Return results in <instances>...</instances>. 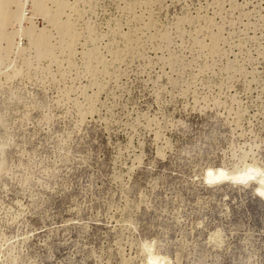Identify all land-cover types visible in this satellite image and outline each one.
I'll return each mask as SVG.
<instances>
[{
    "label": "rangeland",
    "instance_id": "374dc122",
    "mask_svg": "<svg viewBox=\"0 0 264 264\" xmlns=\"http://www.w3.org/2000/svg\"><path fill=\"white\" fill-rule=\"evenodd\" d=\"M67 1L0 0V264H264V0Z\"/></svg>",
    "mask_w": 264,
    "mask_h": 264
},
{
    "label": "bare ground",
    "instance_id": "6f19581e",
    "mask_svg": "<svg viewBox=\"0 0 264 264\" xmlns=\"http://www.w3.org/2000/svg\"><path fill=\"white\" fill-rule=\"evenodd\" d=\"M46 1L48 4L52 3V5H54L53 6L54 8L49 7L48 4H44V3L42 4V2H40L38 4H35V6H33L34 12L39 14V12H41L40 10H42L41 13L48 16L47 18H49L50 24H52L53 27L58 31L62 43H64V45H67V46L72 45L74 43V34H73L72 23L69 20L68 21L65 20L63 25H61V26L59 25L62 13L64 15L66 8L69 9L68 1L67 0H46ZM32 27L33 26H31V28ZM3 35H4V33H3ZM28 35H29V37H32L34 42L37 41V43L40 44L41 46L44 45V44H42L43 42H45L44 38L47 36H51V34L47 30H44L40 33H37L33 29H31L29 31ZM41 46H40V48H41ZM44 51H46V50H44ZM259 183H260V189L263 190V192H264V174H261V176L259 177ZM162 262L163 261L160 258L153 256V257H151L149 264H159Z\"/></svg>",
    "mask_w": 264,
    "mask_h": 264
},
{
    "label": "built area",
    "instance_id": "2783aa9c",
    "mask_svg": "<svg viewBox=\"0 0 264 264\" xmlns=\"http://www.w3.org/2000/svg\"><path fill=\"white\" fill-rule=\"evenodd\" d=\"M26 8V7H25Z\"/></svg>",
    "mask_w": 264,
    "mask_h": 264
}]
</instances>
